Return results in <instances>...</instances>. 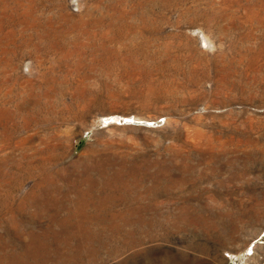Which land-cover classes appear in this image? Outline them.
Segmentation results:
<instances>
[{
  "label": "rangeland",
  "instance_id": "374dc122",
  "mask_svg": "<svg viewBox=\"0 0 264 264\" xmlns=\"http://www.w3.org/2000/svg\"><path fill=\"white\" fill-rule=\"evenodd\" d=\"M0 264H264V0H0Z\"/></svg>",
  "mask_w": 264,
  "mask_h": 264
}]
</instances>
